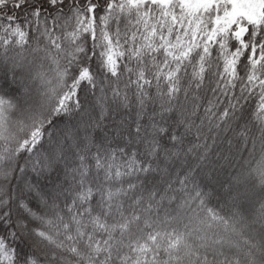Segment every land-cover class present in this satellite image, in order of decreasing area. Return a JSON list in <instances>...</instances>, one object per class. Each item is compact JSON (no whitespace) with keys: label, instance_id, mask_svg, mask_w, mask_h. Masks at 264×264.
<instances>
[{"label":"snow or ice","instance_id":"snow-or-ice-1","mask_svg":"<svg viewBox=\"0 0 264 264\" xmlns=\"http://www.w3.org/2000/svg\"><path fill=\"white\" fill-rule=\"evenodd\" d=\"M0 264H264V0H0Z\"/></svg>","mask_w":264,"mask_h":264}]
</instances>
